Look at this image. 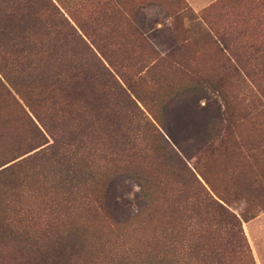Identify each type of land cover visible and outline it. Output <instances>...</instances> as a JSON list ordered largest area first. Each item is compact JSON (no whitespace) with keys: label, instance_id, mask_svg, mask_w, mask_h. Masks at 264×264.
I'll use <instances>...</instances> for the list:
<instances>
[{"label":"rangeland","instance_id":"374dc122","mask_svg":"<svg viewBox=\"0 0 264 264\" xmlns=\"http://www.w3.org/2000/svg\"><path fill=\"white\" fill-rule=\"evenodd\" d=\"M49 1L53 27L69 28L71 44L79 37L121 92L89 81L66 98L50 71L38 107L10 90L0 168L13 173L0 184V222L43 246L62 235L60 264H203V248L225 239L200 207L207 193L246 243L226 264H264V0ZM26 69L0 59L8 76ZM10 245L2 239L0 264H31Z\"/></svg>","mask_w":264,"mask_h":264},{"label":"trees","instance_id":"16d2710c","mask_svg":"<svg viewBox=\"0 0 264 264\" xmlns=\"http://www.w3.org/2000/svg\"><path fill=\"white\" fill-rule=\"evenodd\" d=\"M53 11L54 8L49 0H0V59L5 57L6 61L7 59L17 61L18 58H21L27 64V71L21 77L20 75L17 77L8 76L6 73L0 72V102L4 101L12 106H17V101L10 91L13 89L15 95L23 100L25 106L38 107L45 97L44 88L38 82L47 78L49 71L52 83L60 86V91H63L62 95L66 98L80 97L82 91L80 86L88 84L89 81L100 82L101 85L109 84L111 88L120 89L121 92L118 83L109 75L101 62L97 58L95 59L87 45L79 37L77 42L71 44L72 37L77 39V36L73 35L69 28L57 25H54L56 28L53 27L51 24V18L53 20L55 18ZM42 38L49 41L45 56L50 62L49 67L43 70L35 62V60L39 62L37 57L42 53ZM88 55L92 59L94 57V61L86 62L85 59ZM80 60L82 61L81 65L79 64ZM82 65L84 68H81ZM90 98L91 102H88L92 103L94 107H99L102 104L100 94L92 92ZM126 101L129 104L132 103L130 99H126ZM174 156L175 154L173 158ZM163 157L169 161L172 158L168 155ZM12 170V165L0 168L1 185L11 182ZM134 176L138 177V173L131 174V177ZM187 180L198 183L195 176L189 171ZM205 198L207 202H203L200 207L209 215V222H213L224 233L225 239L222 243L215 242L214 247L203 248V264H226L228 251L233 252L235 249L239 251L242 246L245 249L246 243L235 215L207 193ZM4 238L10 241L12 247L8 249L3 247L4 251L19 253L31 264H60L62 259L68 257L65 250L68 247L62 235H53L54 244L43 246L37 236L30 235L23 229H17L10 223L0 222V244ZM73 246L74 244H70L69 247Z\"/></svg>","mask_w":264,"mask_h":264}]
</instances>
